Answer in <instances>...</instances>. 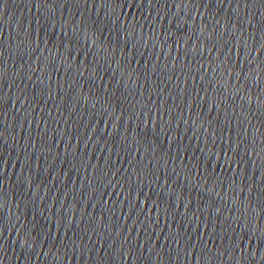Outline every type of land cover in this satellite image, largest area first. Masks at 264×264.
I'll use <instances>...</instances> for the list:
<instances>
[{
  "label": "water",
  "instance_id": "obj_1",
  "mask_svg": "<svg viewBox=\"0 0 264 264\" xmlns=\"http://www.w3.org/2000/svg\"><path fill=\"white\" fill-rule=\"evenodd\" d=\"M0 264H264V0H0Z\"/></svg>",
  "mask_w": 264,
  "mask_h": 264
},
{
  "label": "snow or ice",
  "instance_id": "obj_2",
  "mask_svg": "<svg viewBox=\"0 0 264 264\" xmlns=\"http://www.w3.org/2000/svg\"><path fill=\"white\" fill-rule=\"evenodd\" d=\"M95 43V42H94Z\"/></svg>",
  "mask_w": 264,
  "mask_h": 264
}]
</instances>
